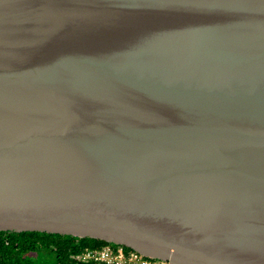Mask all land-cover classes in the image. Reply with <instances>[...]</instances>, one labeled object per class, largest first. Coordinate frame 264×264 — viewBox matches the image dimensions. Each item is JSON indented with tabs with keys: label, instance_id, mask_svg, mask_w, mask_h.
I'll list each match as a JSON object with an SVG mask.
<instances>
[{
	"label": "water",
	"instance_id": "water-1",
	"mask_svg": "<svg viewBox=\"0 0 264 264\" xmlns=\"http://www.w3.org/2000/svg\"><path fill=\"white\" fill-rule=\"evenodd\" d=\"M0 231L264 264V0H0Z\"/></svg>",
	"mask_w": 264,
	"mask_h": 264
},
{
	"label": "trees",
	"instance_id": "trees-1",
	"mask_svg": "<svg viewBox=\"0 0 264 264\" xmlns=\"http://www.w3.org/2000/svg\"><path fill=\"white\" fill-rule=\"evenodd\" d=\"M106 246L116 248L118 245L58 233L0 231V264H107L84 258L89 251H100Z\"/></svg>",
	"mask_w": 264,
	"mask_h": 264
},
{
	"label": "built area",
	"instance_id": "built-area-1",
	"mask_svg": "<svg viewBox=\"0 0 264 264\" xmlns=\"http://www.w3.org/2000/svg\"><path fill=\"white\" fill-rule=\"evenodd\" d=\"M84 258H92L95 261H103L107 264H172L162 260L156 261L151 257L130 249L126 250L122 245L116 248L106 246L100 251H89Z\"/></svg>",
	"mask_w": 264,
	"mask_h": 264
},
{
	"label": "rangeland",
	"instance_id": "rangeland-1",
	"mask_svg": "<svg viewBox=\"0 0 264 264\" xmlns=\"http://www.w3.org/2000/svg\"><path fill=\"white\" fill-rule=\"evenodd\" d=\"M159 264H161V262H159Z\"/></svg>",
	"mask_w": 264,
	"mask_h": 264
},
{
	"label": "clouds",
	"instance_id": "clouds-1",
	"mask_svg": "<svg viewBox=\"0 0 264 264\" xmlns=\"http://www.w3.org/2000/svg\"><path fill=\"white\" fill-rule=\"evenodd\" d=\"M117 245V244H116ZM123 246V245H122Z\"/></svg>",
	"mask_w": 264,
	"mask_h": 264
}]
</instances>
